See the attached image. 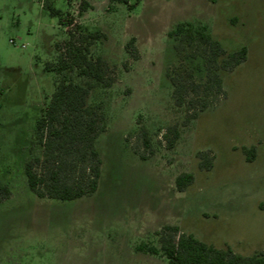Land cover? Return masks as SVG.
<instances>
[{
	"label": "rangeland",
	"instance_id": "374dc122",
	"mask_svg": "<svg viewBox=\"0 0 264 264\" xmlns=\"http://www.w3.org/2000/svg\"><path fill=\"white\" fill-rule=\"evenodd\" d=\"M45 1L0 0V182L13 189L0 202V264H140L136 245L157 243L152 232L165 224L243 255L264 250V0H141L133 10L125 3L112 8L110 0H50L65 19L70 12L84 28L107 33L93 53L118 74L111 88L98 86L90 97L109 128L98 139L100 187L76 200L40 197L24 171L37 122L63 77L49 64L70 38L71 26ZM84 1L92 6L81 12ZM182 21L207 25L227 51L247 47L248 54L220 71L225 94L211 95L168 149L166 127L186 116L167 74L178 62L168 31ZM133 38L138 58L127 47ZM188 62L202 81L204 60ZM141 126L154 146L148 159L132 148ZM252 147L249 161L244 149ZM202 153L211 169L201 166ZM183 172L194 180L180 191Z\"/></svg>",
	"mask_w": 264,
	"mask_h": 264
},
{
	"label": "trees",
	"instance_id": "16d2710c",
	"mask_svg": "<svg viewBox=\"0 0 264 264\" xmlns=\"http://www.w3.org/2000/svg\"><path fill=\"white\" fill-rule=\"evenodd\" d=\"M112 8L125 3L130 10L141 0H110ZM91 3L84 1L81 12ZM53 15H60L62 23L70 25V38L58 44L60 56L49 68L62 75L51 102L39 118L32 139L30 156L25 162V174L30 189L40 197L76 200L95 194L101 183L103 157L98 148L99 137L108 130L109 119L100 106L89 103L98 86L111 88L118 80L117 69L102 56H95L93 46L107 39L102 30L84 28L72 13L56 8L54 2L45 1ZM168 37L173 41L178 62L167 74L173 84V99L178 107L186 108L183 123L166 127L162 138L168 149H173L180 136L181 126H188L210 106L209 97L225 94L220 71H230L247 59V47L229 52L216 40L207 25L182 21L175 24ZM135 38L127 45L134 46ZM133 57L139 52L134 46ZM201 58L205 63V77L197 80L189 65L190 60ZM77 72L87 82H79L70 74ZM138 143L132 146L141 159L154 154L152 137L145 126L137 132ZM130 135H127L129 141ZM142 149V150H141ZM248 160H255V148H245ZM201 166L213 167L212 159L203 154ZM194 180L193 173L183 172L176 179L177 189L184 191ZM12 186L0 182V202L12 196ZM156 242L142 240L135 249L160 255L168 264H264V250L251 255L235 252L230 246L219 248L187 233L176 224H165L153 232Z\"/></svg>",
	"mask_w": 264,
	"mask_h": 264
},
{
	"label": "crops",
	"instance_id": "0c3cea01",
	"mask_svg": "<svg viewBox=\"0 0 264 264\" xmlns=\"http://www.w3.org/2000/svg\"><path fill=\"white\" fill-rule=\"evenodd\" d=\"M157 230H159V229H157ZM154 231H156V230H154ZM135 252H136L135 255L138 256L137 258L139 261L141 260L142 264H156L157 262H159V260L164 258V257L161 258L158 255H154L151 253L140 252V251H137L136 249H135Z\"/></svg>",
	"mask_w": 264,
	"mask_h": 264
},
{
	"label": "built area",
	"instance_id": "2783aa9c",
	"mask_svg": "<svg viewBox=\"0 0 264 264\" xmlns=\"http://www.w3.org/2000/svg\"><path fill=\"white\" fill-rule=\"evenodd\" d=\"M14 42V40H12Z\"/></svg>",
	"mask_w": 264,
	"mask_h": 264
}]
</instances>
